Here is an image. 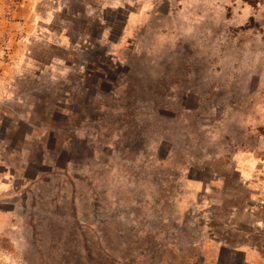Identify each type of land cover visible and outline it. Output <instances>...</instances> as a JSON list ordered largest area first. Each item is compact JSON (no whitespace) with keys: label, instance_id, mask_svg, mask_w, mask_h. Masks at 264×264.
Returning a JSON list of instances; mask_svg holds the SVG:
<instances>
[{"label":"rangeland","instance_id":"obj_1","mask_svg":"<svg viewBox=\"0 0 264 264\" xmlns=\"http://www.w3.org/2000/svg\"><path fill=\"white\" fill-rule=\"evenodd\" d=\"M138 1L141 31L122 0H0V264H208L232 237L206 206L264 161V0Z\"/></svg>","mask_w":264,"mask_h":264},{"label":"crops","instance_id":"obj_2","mask_svg":"<svg viewBox=\"0 0 264 264\" xmlns=\"http://www.w3.org/2000/svg\"><path fill=\"white\" fill-rule=\"evenodd\" d=\"M111 1L115 4H106L107 8L116 10L118 3H131L130 6L124 9L123 26L126 31H141L146 30L145 25L147 19L145 18L144 9L139 5L138 0H105ZM115 6V7H111ZM122 13V12H120ZM122 24V23H121ZM240 179L243 182H238L236 185L242 187L245 192V198H240L239 195L226 194L217 198L214 197L208 207L216 208L215 219L218 218V208L226 207L227 225L231 222L232 237L226 240L225 244L214 237L215 245L205 241L204 245V262L208 264H264V161L262 164H248V166L241 167L238 172ZM223 193L227 190L220 189ZM219 221V219H218ZM217 229V228H216ZM248 233L244 235L243 233ZM232 239V240H231ZM258 239L259 242H254ZM208 247L214 251H207ZM229 248V249H227ZM208 256L209 259H208Z\"/></svg>","mask_w":264,"mask_h":264},{"label":"flooded vegetation","instance_id":"obj_3","mask_svg":"<svg viewBox=\"0 0 264 264\" xmlns=\"http://www.w3.org/2000/svg\"><path fill=\"white\" fill-rule=\"evenodd\" d=\"M124 101H125V100H124ZM125 103H126V101H125ZM126 105H127V104H126ZM89 107H90V106H89ZM89 107H88V108H89ZM90 108H91V107H90ZM90 110H91V109H90ZM88 116L90 117V120H91L93 123H96V121L98 122L99 120H101L100 117H99L97 114H95L94 112H93L92 114L89 113ZM78 117L81 118V119H83L82 115H80V114H78ZM140 130H141V129H138V128H137V129H136V132H134V135L132 136V138L128 140V144H129V145L132 143L131 141L134 142V143H132V148H133V149H136V150L142 146V143H141L142 136L140 135ZM127 139H128V138H127ZM130 140H131V141H130ZM65 155H66V152L62 151V156L59 158L61 162L66 160V158L63 157V156H65ZM38 157H39V160H41L42 157H41L40 155H39ZM62 157H63V158H62ZM39 168H40V167H39ZM32 174H34V173H32Z\"/></svg>","mask_w":264,"mask_h":264}]
</instances>
